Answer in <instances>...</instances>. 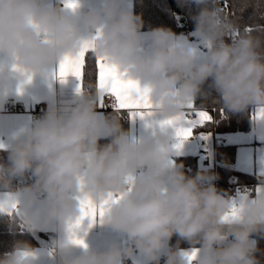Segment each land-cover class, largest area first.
Returning a JSON list of instances; mask_svg holds the SVG:
<instances>
[{
    "label": "clouds",
    "instance_id": "obj_1",
    "mask_svg": "<svg viewBox=\"0 0 264 264\" xmlns=\"http://www.w3.org/2000/svg\"><path fill=\"white\" fill-rule=\"evenodd\" d=\"M180 2L200 9L192 19L194 35L208 49L203 57L188 37L165 27L152 29L151 43L144 47V21L121 0H101L83 12L81 5L65 11L44 0H0V53L12 60L0 61V109L7 102L10 69L45 73L88 41L94 43L91 57L105 58L127 79L147 82L152 111L165 120L206 98L205 84L225 115L249 106L264 109V39L246 29L233 37L239 27L220 0ZM98 101L96 88L83 86L74 102L51 108L12 143L8 163H0V191L13 194L0 200V212L15 213L13 220L18 217L28 229L55 222L56 231L64 233L56 240L57 264H126L137 251L149 264H160L162 253L165 264H261L257 253L264 252L252 237L264 238V186L237 206V216L223 219L234 202L211 183L217 177L188 176L183 164L173 165V126L163 124L154 136L133 138L121 114L102 115ZM257 121L264 133V116ZM104 138L110 141L101 145ZM29 172L34 182L15 190L13 180ZM76 194L96 205L110 194L119 197L106 207L103 223L125 234L127 247L96 251L72 242L73 235L84 240L91 224L84 219L76 226L81 217ZM173 236L197 250L195 260L179 247H168ZM76 246L82 251L73 255ZM0 264H37L36 249L16 241Z\"/></svg>",
    "mask_w": 264,
    "mask_h": 264
},
{
    "label": "crops",
    "instance_id": "obj_2",
    "mask_svg": "<svg viewBox=\"0 0 264 264\" xmlns=\"http://www.w3.org/2000/svg\"><path fill=\"white\" fill-rule=\"evenodd\" d=\"M49 6L54 7L59 4L65 11H71L64 7V0H44ZM101 0H80L79 11H87L91 7H99ZM121 5L125 9H131L134 12L133 0H121ZM145 34L144 47H147L150 43L151 31H142ZM181 37H188L189 42L199 52L200 56L206 55L208 49L203 45L198 37L194 35V31L188 34H177ZM7 59L9 63H12L10 57L6 54L0 53V61ZM59 64L49 65L46 68L45 73H32L30 75H21L9 70V92L7 102L11 101L14 108L0 109V145H3V149H10L12 143L19 137H22L24 132L31 127L38 119L35 110L37 109L38 101L44 99L47 102V106L44 110V114L53 107H60L67 103H72L75 97L78 95L77 87L80 82L74 76H67L62 81L57 73ZM30 77V79H29ZM141 88L147 87L146 81H138ZM18 102L22 103V107H17ZM201 109V108H198ZM102 115L106 116V108L101 107L98 101V109ZM206 110V109H203ZM258 107L253 109V127L249 131H233L226 133H206L199 132L194 133L188 139L183 140L174 136L173 146L174 154L172 156L173 165H176L175 157L179 155L193 154L200 156V167L208 169L215 163L214 153L218 144H235L237 145V155L234 162V166L241 171L253 173L258 176L255 189L250 191L236 190L230 197L236 206L244 201L243 197L252 198L256 194L258 187L264 186L261 182L264 181V133L258 130V121L256 115L258 113ZM128 116V130L133 138L142 137L145 135L154 136L158 132L161 122L165 120L162 113L153 112L151 116H146L141 119L139 116L134 119ZM208 111V110H206ZM209 112V111H208ZM43 114V116H44ZM210 115L211 112H209ZM207 136V139L203 137ZM180 144L179 148L175 145ZM22 190V189H18ZM11 192L0 191V200L6 195H12ZM75 198L79 200L82 198L79 194L75 195ZM39 206V202L37 205ZM20 204L17 205V211H19ZM37 234L38 232H44L49 234L47 238L38 236L40 243L33 247L37 252V264H57V257L55 255L56 240L64 233H58L56 231L55 222L47 227L36 226L32 228ZM253 240H255L252 237ZM229 237V241H231ZM85 244L93 250L105 251L113 244L120 246L121 248L128 246V241L125 234L112 229L110 226L100 222L97 218L96 222L92 224L86 237H84ZM170 247V244L168 245ZM185 252L190 251L189 247L179 248ZM167 250V248H166ZM82 251L80 246L74 248L73 255H78ZM164 254H161L163 257ZM129 264H132L129 259Z\"/></svg>",
    "mask_w": 264,
    "mask_h": 264
},
{
    "label": "trees",
    "instance_id": "obj_3",
    "mask_svg": "<svg viewBox=\"0 0 264 264\" xmlns=\"http://www.w3.org/2000/svg\"><path fill=\"white\" fill-rule=\"evenodd\" d=\"M134 13L141 15L144 21L142 31H151L157 27H165L171 29L176 34L190 35L195 30V23L192 19L199 12V7L194 4L181 3L180 0H133ZM221 7L227 12V7L224 6V0H220ZM229 9L233 12L231 19L238 25V33L245 29H252V33L264 39V0H227ZM87 71L84 79V86L95 88L96 77L93 71V57L90 54L86 57ZM205 91L209 94L205 97H200L194 102L197 108L206 109L211 112L213 122L207 123L203 127L194 129V133H226L233 131H249L253 127V109L249 108L243 113L225 115L219 104L213 100L217 98L214 91L208 89V85L204 86ZM121 114V124L125 130H128V116L125 110H115L106 108V116L113 114ZM110 141V138H104L100 141L101 145ZM10 149L0 148V163H8V152ZM237 155V145L235 144H218L215 148L214 161L216 166L208 169L200 167V159L198 155L187 154L175 157L176 164H183V171L188 176H195L199 172H207L216 175L218 179L217 189L227 196H231L238 189V185H244V189H255L258 181V176L253 173L238 170L234 166ZM34 182V177L31 173H26L22 178L13 180V188L15 190L23 189L25 186ZM15 213L0 212V256L11 251L14 242L27 241L33 247L39 245L42 238L49 237V234L38 232L25 227L23 222L18 220ZM13 222L10 223L9 221ZM253 238L257 242V247L264 252V238L254 234ZM170 247H189V243L180 239L178 236H173L169 241ZM257 256L264 264V255L260 252ZM160 264H165V256L161 257Z\"/></svg>",
    "mask_w": 264,
    "mask_h": 264
},
{
    "label": "snow or ice",
    "instance_id": "obj_4",
    "mask_svg": "<svg viewBox=\"0 0 264 264\" xmlns=\"http://www.w3.org/2000/svg\"><path fill=\"white\" fill-rule=\"evenodd\" d=\"M80 6V0H64V7L75 11ZM224 6L227 7V0H224ZM252 31L251 28L246 29ZM233 37L238 36V32L232 34ZM94 51L93 41H88L82 47L80 52L76 55H66L59 63L58 77L63 81L64 78L71 75L77 78L80 82L77 87V92L82 91L84 86V79L87 71L88 54ZM93 71L96 77L95 88L99 94V105L104 107L110 105L113 109L121 111L127 110L129 115L134 119L139 116L141 119L153 114V105L149 96V88H141L139 82L132 79H127L124 73H121L119 69L109 63L105 58L95 57L93 58ZM30 79V77H29ZM106 97H111L112 102H106ZM264 116V109H259L255 118ZM213 122V116L208 111L198 109L194 104H188L185 107V111L179 116L164 120L161 125L168 124L175 128L176 136L183 140L188 139L193 134V130L197 127H203L207 123ZM207 139V136L203 137ZM181 145H175L179 148ZM3 147V145H0ZM260 187L256 191H260ZM118 196L110 194L108 200H105L100 205L94 204L88 198H80L81 217L77 220L76 226H78L84 219L91 221L90 227L96 222L97 218L100 222H103V215L106 207L118 199ZM243 197L242 199H246ZM14 207V206H13ZM0 210H3L0 208ZM239 213V208L234 204L231 213L226 214L223 219L228 220L234 218ZM11 214V211H9ZM72 242L74 244L87 247L84 240L73 235ZM189 260H195L197 256V250H191L186 252Z\"/></svg>",
    "mask_w": 264,
    "mask_h": 264
},
{
    "label": "built area",
    "instance_id": "obj_5",
    "mask_svg": "<svg viewBox=\"0 0 264 264\" xmlns=\"http://www.w3.org/2000/svg\"><path fill=\"white\" fill-rule=\"evenodd\" d=\"M226 14L230 18L233 16V12L230 11L228 3H227V12H226ZM106 102H108V103L112 102V98L111 97H106ZM46 106H47V102L44 99H41V100L38 101L37 109L35 110V114H36V116L38 118L43 117L44 110H45ZM5 107L6 108H14V106H13L11 101L6 102ZM17 107L21 108L22 107V103L18 102ZM104 108H112V107L110 105H106V106H104ZM213 166L215 167L216 163H214ZM211 183H214L216 188H217L218 179H215L214 181H211ZM205 186H207V184ZM237 188H238V190H244L245 187H244V185H238ZM221 194H223V193H221ZM231 239H233V238L231 237ZM129 259L130 258L127 259L126 264H129Z\"/></svg>",
    "mask_w": 264,
    "mask_h": 264
},
{
    "label": "water",
    "instance_id": "obj_6",
    "mask_svg": "<svg viewBox=\"0 0 264 264\" xmlns=\"http://www.w3.org/2000/svg\"><path fill=\"white\" fill-rule=\"evenodd\" d=\"M130 261L132 264H149V261L146 259V257L138 251L132 257H130Z\"/></svg>",
    "mask_w": 264,
    "mask_h": 264
},
{
    "label": "rangeland",
    "instance_id": "obj_7",
    "mask_svg": "<svg viewBox=\"0 0 264 264\" xmlns=\"http://www.w3.org/2000/svg\"><path fill=\"white\" fill-rule=\"evenodd\" d=\"M164 251H167L166 249Z\"/></svg>",
    "mask_w": 264,
    "mask_h": 264
}]
</instances>
